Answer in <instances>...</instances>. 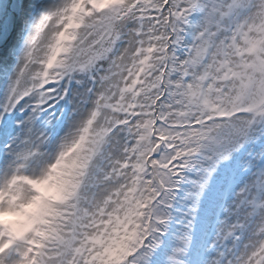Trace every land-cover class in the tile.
Segmentation results:
<instances>
[{
  "label": "snow or ice",
  "instance_id": "snow-or-ice-1",
  "mask_svg": "<svg viewBox=\"0 0 264 264\" xmlns=\"http://www.w3.org/2000/svg\"><path fill=\"white\" fill-rule=\"evenodd\" d=\"M0 70V264H264V0H3Z\"/></svg>",
  "mask_w": 264,
  "mask_h": 264
},
{
  "label": "clouds",
  "instance_id": "clouds-1",
  "mask_svg": "<svg viewBox=\"0 0 264 264\" xmlns=\"http://www.w3.org/2000/svg\"><path fill=\"white\" fill-rule=\"evenodd\" d=\"M40 187L50 197H55L58 195V184L56 178H53L52 180L46 182L45 184H42ZM24 215H27V213H25ZM4 219H16V218L5 216Z\"/></svg>",
  "mask_w": 264,
  "mask_h": 264
},
{
  "label": "rangeland",
  "instance_id": "rangeland-1",
  "mask_svg": "<svg viewBox=\"0 0 264 264\" xmlns=\"http://www.w3.org/2000/svg\"><path fill=\"white\" fill-rule=\"evenodd\" d=\"M3 0H0V3H2ZM23 46V43H21V47ZM15 62V61H14ZM10 74V73H9ZM5 79L4 75H3V71L1 72L0 70V81H3Z\"/></svg>",
  "mask_w": 264,
  "mask_h": 264
},
{
  "label": "bare ground",
  "instance_id": "bare-ground-1",
  "mask_svg": "<svg viewBox=\"0 0 264 264\" xmlns=\"http://www.w3.org/2000/svg\"><path fill=\"white\" fill-rule=\"evenodd\" d=\"M21 43H23V42H21ZM15 62L13 61V64H14ZM1 72H2V70H1ZM10 73V72H9Z\"/></svg>",
  "mask_w": 264,
  "mask_h": 264
}]
</instances>
